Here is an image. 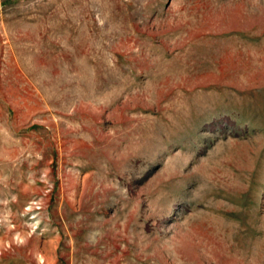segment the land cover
<instances>
[{"label": "rangeland", "instance_id": "1", "mask_svg": "<svg viewBox=\"0 0 264 264\" xmlns=\"http://www.w3.org/2000/svg\"><path fill=\"white\" fill-rule=\"evenodd\" d=\"M0 264H264V0H0Z\"/></svg>", "mask_w": 264, "mask_h": 264}]
</instances>
